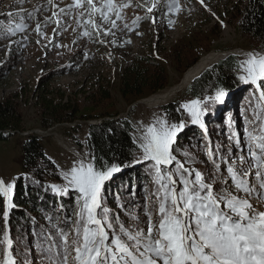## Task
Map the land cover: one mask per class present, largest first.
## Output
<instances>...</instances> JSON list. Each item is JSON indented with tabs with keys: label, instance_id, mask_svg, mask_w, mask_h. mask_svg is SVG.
<instances>
[{
	"label": "snow or ice",
	"instance_id": "snow-or-ice-1",
	"mask_svg": "<svg viewBox=\"0 0 264 264\" xmlns=\"http://www.w3.org/2000/svg\"><path fill=\"white\" fill-rule=\"evenodd\" d=\"M198 2L206 7L205 0ZM47 3L51 15L36 22L37 44L47 38L45 29L49 24H56L49 43H53L63 25L70 27L64 17L82 29L79 36L105 44V38L115 37L117 30L134 31L149 18L155 23V12L161 7L166 8L164 15L183 10L180 0H136L135 7L143 9L145 15H136L129 24L125 10L133 6L132 0H71L65 7L60 6L59 0ZM42 10L5 14L10 22L14 16L19 17V22L7 27V35L25 32L29 27L25 20L35 19ZM168 23L174 21L169 19ZM67 27L63 30L67 31ZM136 34L142 35L138 31ZM110 42L116 45L117 40ZM240 68L243 74L239 80L255 85L258 95L253 97L255 105L249 102L252 118L245 116L243 139L234 129L232 117H228V155L221 152L220 145L213 147L209 138L206 147L212 168L207 173L194 166L200 161L190 153H182V161L174 145L186 122L169 121L167 115L156 117L146 127L138 144L141 155L130 164L97 163L95 156L85 154V158L62 171L63 183L50 185L61 200L74 195V207L67 213L61 203L63 218L47 217L49 228L34 233L42 237L40 264H264V54L247 53ZM227 95L223 88H216L203 98L181 103L177 112L181 116L186 113L191 124L204 129L207 136L205 118L210 114L209 104L226 107ZM138 163L150 164L154 189L142 209L143 216L129 212L126 221L107 204L108 182L124 167ZM15 186V178L11 182L0 178V264H35L27 259L28 249L23 252V261L17 258L21 253L14 255L9 216L14 207Z\"/></svg>",
	"mask_w": 264,
	"mask_h": 264
},
{
	"label": "rangeland",
	"instance_id": "rangeland-1",
	"mask_svg": "<svg viewBox=\"0 0 264 264\" xmlns=\"http://www.w3.org/2000/svg\"><path fill=\"white\" fill-rule=\"evenodd\" d=\"M246 1L205 0L206 7H204L198 0H180L183 10L179 14L164 15L166 8L162 12L156 11L155 23L149 18L142 20L134 31L117 30L115 37L105 38L108 41L105 44L79 36L82 29L77 28L74 20L64 17L71 26L63 25L60 34L55 36L53 43H49V40H53V28L56 27L55 23L49 24L45 29L47 38L41 39V42L37 44L39 37L35 33L36 22L51 15L49 10L51 6L48 5L47 0H23L22 4L18 3V0H0V18L9 12H27L33 8H43L36 14L35 19L25 20V23L29 25L25 32L0 40V101L14 97L19 102L25 129L23 132H32L30 135L41 138L45 152L54 161L60 174L69 169L74 161L85 158V154H89L84 146L89 123L98 125L102 121L113 118L128 120L132 129L131 135L138 148L146 127L152 124L156 117H165L161 106L170 102L181 104L193 99L186 89L192 81L171 101L148 108L139 103L140 100L143 101L153 95L148 91L138 99L121 96L118 76L123 67L135 58L145 60L151 68L164 66L167 75L165 88H167L178 83L190 67L213 51L220 54V52L245 50L264 54V51L249 47L250 43L242 37L237 20H234L236 14L235 9L232 8L233 4H237L236 7L239 10L243 8ZM59 2L61 7H65L71 3V0H59ZM148 2L151 3L152 0ZM135 4L136 0H132L133 6L125 10L129 24L136 15H145L143 9L136 8ZM227 9L232 13L231 21L227 19L229 18V15H226ZM15 18L17 19L15 22H19V17ZM169 19H172L174 23L169 25ZM63 27H67V31H64ZM74 28L77 30L73 31ZM137 31L142 35H137ZM24 36L28 39L24 40ZM113 39L117 40L116 45L110 42ZM128 40L131 42L127 43ZM56 44L61 47H56ZM239 55V53L236 56L233 55L238 58V77L243 74L240 62L247 58V56ZM222 57L223 55L220 59ZM220 59L218 62L222 61ZM41 80L44 82L42 89L50 92L49 97L60 100L62 95V103L69 100L78 104L83 103L85 107L80 109L77 116H89V118L77 117L72 122L53 123L50 127L44 128L39 103V95L44 91L37 89ZM238 82L240 86L228 92L226 107L222 106L223 110L233 114L234 129L243 139L245 116L248 118L249 116L244 112L247 108L241 98L249 85L240 80ZM98 84L109 90L110 99L99 107L92 108L89 103L91 99L89 101L87 96L96 92ZM58 99L56 100L59 101ZM45 118L48 121L52 119L49 116ZM205 120L209 122L207 117ZM185 129L186 127L181 132ZM220 132L221 139L217 140L229 146L227 133ZM28 136L24 137L16 133L7 140L0 141V178L11 182L21 173V143ZM210 140L212 142V139ZM197 142L201 144V148L196 149V156L203 160V167L211 169L212 164L207 156V148L205 150L200 139H197ZM212 145L216 146L213 142ZM140 155L139 150L137 157ZM142 164L145 163L134 164L131 167Z\"/></svg>",
	"mask_w": 264,
	"mask_h": 264
},
{
	"label": "trees",
	"instance_id": "trees-1",
	"mask_svg": "<svg viewBox=\"0 0 264 264\" xmlns=\"http://www.w3.org/2000/svg\"><path fill=\"white\" fill-rule=\"evenodd\" d=\"M236 6L238 5L233 4L232 6L236 14L234 20H237L242 37L250 43V48L264 51V1L247 0L243 8L239 10ZM164 9L161 7L158 11L162 12ZM231 14V11L227 9L226 15H229L227 18L229 21L232 20L230 19ZM15 21L17 19L13 17L12 22ZM12 22L6 16L0 18V40L10 37L7 35L6 29ZM237 67L238 58L227 57L194 79L186 88L187 93L192 98H203L204 95L212 94L216 88H223L227 93L237 89L240 86ZM118 78L119 92L124 98H142L146 91L156 94L167 85L164 66L151 68L145 63V60L138 58L127 63ZM43 83L41 80L37 89L41 90ZM42 92L39 95V103L41 104L40 114L43 118L44 128L50 127L53 123H69L76 120L79 117L77 114L80 109L85 107L83 103L78 104L72 100L62 103V95L60 100L56 98L59 101L54 100L53 97L48 96L50 92L45 89H42ZM254 95L258 94L252 86H249L241 98L242 102L246 104L245 108L247 109L244 112L249 116V119L252 118L249 102L251 101L253 105L256 103L253 99ZM87 99L89 101L91 99L89 103L92 108L99 107L100 104L110 99V93L108 89L98 84L96 92L89 94ZM19 105L14 97L0 101V141L7 140L14 134L25 130ZM179 105V102H170L161 106L162 113L164 116L167 115L169 121L184 119L186 122V129L178 135V143L174 145L177 149L176 154L183 161L185 157L182 153H190L196 160L200 161L194 166L207 173L210 168L203 167V160L196 156V149L201 148L197 139L202 141L206 150L207 140L210 137L216 145L222 144L221 152L228 155V146L218 140L221 139L220 131H224V134L227 133L226 138L228 139L230 133L227 122L229 116L233 119V114L223 110L222 105L209 104L210 114L207 116L209 122H206L207 136H205L197 125H191L186 113L181 116L180 112H177ZM45 116L51 117V121L46 120ZM82 117L85 116L79 118ZM85 118H89V116ZM12 132L15 133L12 134ZM131 132V124L126 119L113 118L109 121H102L98 125L88 127L84 146L88 149L90 156H95L97 163L107 161L109 163L130 164L138 156L139 151ZM21 145V173L15 178L14 207L10 210L9 227L14 239V255L16 252L21 253L17 258L23 261L25 259L23 252L28 249L30 254L27 259L30 262L35 261V264H40L39 245L42 237H37L34 233L49 228L47 217L63 218L65 212L71 213L74 207V195L71 198L64 197L61 200V197L51 191L50 185L61 184L63 181L56 164L45 152L41 138L30 135L24 139ZM234 151L236 150L234 149ZM149 165L145 163L137 167H124L108 182L107 204L114 213L119 214L126 221L129 212L143 216L142 209L148 204V202L143 201H148V196L154 189L152 177L149 174ZM225 177L227 178L226 172ZM61 203L64 204L65 212L60 209ZM121 205L123 207H120ZM2 213L3 199L0 198V235L3 231Z\"/></svg>",
	"mask_w": 264,
	"mask_h": 264
},
{
	"label": "bare ground",
	"instance_id": "bare-ground-1",
	"mask_svg": "<svg viewBox=\"0 0 264 264\" xmlns=\"http://www.w3.org/2000/svg\"><path fill=\"white\" fill-rule=\"evenodd\" d=\"M235 56L239 53V56H247V53L252 52V51H245V50H236V51H231ZM221 53V52H220ZM237 53V54H236ZM224 56V54L222 53ZM221 54H218L216 52H211L205 56H203L196 64H194L190 69H188L180 81L170 87L164 88L163 90L157 92L156 94H153L151 97L140 101L139 103L141 106H145L148 108H153L157 107L163 103H167L171 101L176 95L181 93L182 91L185 90L187 85L191 83L193 79L198 77L203 71H205L207 68L215 64L216 62L219 61V59L222 56ZM223 58V57H222ZM222 60V59H220ZM69 144V143H68ZM70 149H74L70 146H68Z\"/></svg>",
	"mask_w": 264,
	"mask_h": 264
},
{
	"label": "water",
	"instance_id": "water-1",
	"mask_svg": "<svg viewBox=\"0 0 264 264\" xmlns=\"http://www.w3.org/2000/svg\"><path fill=\"white\" fill-rule=\"evenodd\" d=\"M222 53L224 54L222 60L226 59V58L229 57V56H233V55H235V54H233L232 52H225V53H224V52H221L220 54H222ZM196 78H197V77H196ZM196 78H195V79H196ZM193 80H194V79H193ZM193 80H192V81H193ZM140 101H142V100H140ZM116 119H117V118H116ZM89 125H91V124L89 123ZM35 132H36V131H35ZM40 132H42V131H40ZM45 132H46V131H45ZM13 133H15V132H12V134H13ZM18 133H19L21 136H24V137H25V136H28V135H30V134H32V132H30V133H29V132H28V133L18 132Z\"/></svg>",
	"mask_w": 264,
	"mask_h": 264
}]
</instances>
